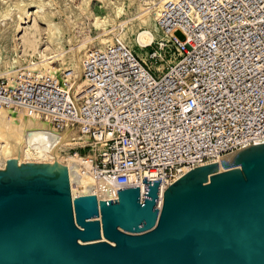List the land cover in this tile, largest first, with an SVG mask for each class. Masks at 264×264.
<instances>
[{
    "label": "built area",
    "instance_id": "built-area-1",
    "mask_svg": "<svg viewBox=\"0 0 264 264\" xmlns=\"http://www.w3.org/2000/svg\"><path fill=\"white\" fill-rule=\"evenodd\" d=\"M159 13L158 24L185 50L217 43L216 51L241 58L234 86H172L123 44L91 53L78 97L52 75L0 83V104L35 109L55 129L73 128L86 139L68 151L91 154L103 200L139 187L143 202V178L161 179L165 190L196 167L264 142V0H165ZM218 26L234 27V43Z\"/></svg>",
    "mask_w": 264,
    "mask_h": 264
},
{
    "label": "water",
    "instance_id": "water-1",
    "mask_svg": "<svg viewBox=\"0 0 264 264\" xmlns=\"http://www.w3.org/2000/svg\"><path fill=\"white\" fill-rule=\"evenodd\" d=\"M118 197H73L63 163L0 169V264H264V142ZM118 189V188H117Z\"/></svg>",
    "mask_w": 264,
    "mask_h": 264
},
{
    "label": "bare ground",
    "instance_id": "bare-ground-1",
    "mask_svg": "<svg viewBox=\"0 0 264 264\" xmlns=\"http://www.w3.org/2000/svg\"><path fill=\"white\" fill-rule=\"evenodd\" d=\"M163 1L0 0V75L4 73L14 80L24 72L21 73L20 68L24 61H29L26 73L46 77L57 72L53 63L61 60L63 70L70 74L67 80L78 97L87 83L81 77V52L87 44L98 42L101 45L98 48L104 49L111 41L106 37L109 33L126 43L135 34L134 41L141 46L159 39L161 33L155 18ZM86 23L89 29L93 25L103 31L95 38L90 37L83 32ZM177 33L183 38L182 32ZM34 56L39 60L33 62ZM8 65L13 67L2 72ZM85 140L73 128L55 129L52 121L35 109L0 104V169H6L7 163L13 161L18 165L63 163L73 197L94 193L105 199L108 194L103 192L101 181L91 171V154L74 155L68 151Z\"/></svg>",
    "mask_w": 264,
    "mask_h": 264
},
{
    "label": "rangeland",
    "instance_id": "rangeland-1",
    "mask_svg": "<svg viewBox=\"0 0 264 264\" xmlns=\"http://www.w3.org/2000/svg\"><path fill=\"white\" fill-rule=\"evenodd\" d=\"M159 15L160 13H158L157 17L155 18V23L161 33V37L159 39L154 40L145 46H141L136 43V41H134L136 36L135 34L132 35L131 41L126 43L119 41L117 35L114 33H109V35L106 37H108L111 41L106 43L105 48L109 49V45L113 44H123V46L126 48L131 49L132 52L136 54L142 62L146 63L147 67L152 68L156 75L166 79L167 82L172 86H234V60H241V58H234V52H230L228 54L223 53V47H219L220 50L216 51L218 46L217 43L212 44L211 49L208 46V42H202L197 44L195 48L188 47L187 50H185L177 42L175 37H172L171 34L165 32V30L158 24ZM124 17L126 16L124 15ZM131 17L132 16L130 15V18ZM84 26L85 28H83V32L89 33L90 37L93 38L103 31L102 29H97L93 25H91L89 29L88 23L84 24ZM217 29L221 34L233 36L231 42L234 43V27L218 26ZM79 30H81V28H79ZM80 32L83 34L82 31ZM177 35L178 37L182 36L180 33H177ZM74 39L77 41L76 37ZM75 44L76 43L74 42V45ZM130 45H132V47ZM98 47H101L98 42H93L90 44L88 43L86 49H83L81 52L83 55L81 60V77L84 80H86L85 70L91 66L88 57L92 52L98 50ZM70 48L71 46H67V49ZM11 56H13V52L11 53ZM38 60L39 58L37 56L33 57V62ZM248 60L250 59H246V61ZM28 65L29 61H24L22 67H20L21 73L23 71V73L27 72L26 67ZM53 66H55V68L57 66L55 70L57 72L52 76L68 81L67 74L69 72H66L65 69L63 70L64 65L61 60L54 62ZM11 67L13 66L8 65L6 68H2V72L10 69ZM108 67L112 69L113 72H117L118 69H120V66L114 64H108ZM22 74L18 77L22 76ZM6 77V74H1L0 83H2ZM18 77H15L14 80H16ZM70 84L72 86L71 82Z\"/></svg>",
    "mask_w": 264,
    "mask_h": 264
}]
</instances>
